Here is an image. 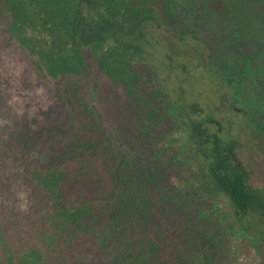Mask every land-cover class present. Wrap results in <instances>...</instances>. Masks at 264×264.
<instances>
[{"label":"trees","instance_id":"1","mask_svg":"<svg viewBox=\"0 0 264 264\" xmlns=\"http://www.w3.org/2000/svg\"><path fill=\"white\" fill-rule=\"evenodd\" d=\"M180 12L181 0H0V48L21 51L22 85L57 94L64 113L37 131L10 111L0 77V264H220L171 200L186 184L214 186L239 223L264 229V189L239 144L205 124L219 106L174 100L146 70L153 33L202 39ZM224 52L241 99L264 94V51ZM231 98L223 109L237 110ZM251 245L264 264V244Z\"/></svg>","mask_w":264,"mask_h":264},{"label":"rangeland","instance_id":"2","mask_svg":"<svg viewBox=\"0 0 264 264\" xmlns=\"http://www.w3.org/2000/svg\"><path fill=\"white\" fill-rule=\"evenodd\" d=\"M222 3L224 9L219 12L215 0H181L180 21L202 39L191 36L179 41L165 33H153L148 43L151 62L146 70L154 74L158 85L166 87L174 100H179L182 94L188 102L198 104L196 109L219 106L220 112L214 113L215 120L202 121L218 131L225 141L234 140L239 144L255 185L264 189V94L248 97L250 103L245 102L241 99V87L235 85L229 75L222 74L218 62L226 49L241 47L264 51V0H222ZM29 69L28 61L16 46L0 48V77L4 79L10 111L21 113L37 131L59 129L64 114L61 100L57 94L52 96L39 88L24 87L22 78ZM189 92L193 96H188ZM234 96L239 100L237 110L223 109L224 100ZM116 110H119L118 105ZM189 110L194 112V109ZM200 113L205 117L208 112ZM117 117H123V112ZM177 124L181 126L180 122ZM179 135L184 137L182 131ZM156 140L161 142L165 138L162 135ZM10 161L18 170L22 168L23 158L19 155L11 157ZM164 173L161 168L157 178L163 179ZM170 196L194 219L200 239L219 254L220 264L240 261L251 264L253 256L262 252L251 244L263 246L264 229H249L250 224L239 223L214 186L186 184L182 189L174 188ZM247 228L252 233H248Z\"/></svg>","mask_w":264,"mask_h":264}]
</instances>
